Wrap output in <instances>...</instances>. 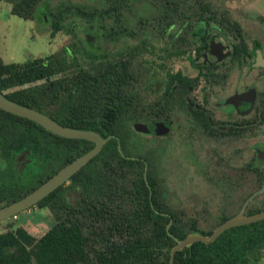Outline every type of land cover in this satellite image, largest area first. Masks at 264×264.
Wrapping results in <instances>:
<instances>
[{
	"label": "trees",
	"instance_id": "trees-1",
	"mask_svg": "<svg viewBox=\"0 0 264 264\" xmlns=\"http://www.w3.org/2000/svg\"><path fill=\"white\" fill-rule=\"evenodd\" d=\"M44 1L0 3L10 4L13 15L28 21L37 16ZM195 3L200 20L210 10V1ZM122 4L123 0H105L104 5L118 9ZM177 9L180 29H190V0H177ZM48 10L45 16L50 17L55 33L74 29L79 20L90 25L95 16L94 7L86 1L64 0ZM183 53L180 44L179 54ZM84 55L85 63L67 61L62 52L26 63L6 64L0 58V92L64 126L96 131L104 138L116 136L126 156L142 157L152 165L157 149L123 128L130 120L141 117V101L113 96L127 91L125 73L115 75L110 72L114 70L112 65H98L97 56L91 51ZM178 80L177 95L167 96L166 101L172 103L179 98L184 105L187 89L180 88L185 77L179 74ZM93 148L92 142L59 137L0 109V157L8 167L1 175L0 208L34 191ZM22 153H28L36 165L30 174L16 173L14 162ZM144 169L143 162L121 155L117 139L109 140L73 176V180L84 182L82 201L77 206L69 204V191L62 187L43 199L35 207L49 209L55 225L39 239L24 228L0 234V264H169L176 245L174 237L185 239L194 233H213L201 230L197 219L186 218L166 191H157L156 176L151 170L150 191ZM94 187L96 191H92ZM263 258L264 220L231 228L209 245L195 243L176 253L174 264H259Z\"/></svg>",
	"mask_w": 264,
	"mask_h": 264
},
{
	"label": "flooded vegetation",
	"instance_id": "flooded-vegetation-1",
	"mask_svg": "<svg viewBox=\"0 0 264 264\" xmlns=\"http://www.w3.org/2000/svg\"><path fill=\"white\" fill-rule=\"evenodd\" d=\"M85 1L94 7V20L90 25L79 20L82 27L76 24L77 29L60 30L68 35L73 32L77 41L59 53L62 52L67 61L77 59L85 63L84 54L91 51L97 56L98 65H112L114 70L110 72L115 75L125 73L127 91L113 96L141 101V117L123 127L141 140L165 141L175 129L181 131L182 126L176 127L174 115L185 118L189 141L203 143L205 147L204 162L192 164L193 190L226 191L232 196L249 191L240 210L220 217L217 227L211 231L237 216L246 203V216L263 212L264 206H260L258 200L264 197V0H251L252 5L245 7L256 20L253 26L217 11L211 0L210 10L198 20L200 12L196 11L195 0H190V29H180L177 0H171V4L168 0H123L118 9L105 8V0ZM120 42H123L120 48L105 47ZM180 44L183 54H179ZM180 57L188 61L190 75L174 69ZM179 74L185 77L180 90L185 86L187 89L184 105L179 98L172 103L166 101L167 96L177 95L179 91ZM162 123L168 128L167 134L156 133L158 124ZM136 124L146 125L150 133L138 132ZM155 148L158 155L152 165L142 157H128L124 152L123 157L145 164L144 180L150 191H153L149 183L150 170L156 176L157 191H185V188L190 191V172L173 186L167 183L164 176L167 149L162 145ZM14 164L21 168L27 166V173H32L36 167L28 153L17 155ZM7 169L0 157V180ZM62 188L69 191L67 199L75 206L82 201L81 191H86L84 182L75 181L73 177ZM92 191H96L95 187ZM225 217L228 219L222 222Z\"/></svg>",
	"mask_w": 264,
	"mask_h": 264
},
{
	"label": "rangeland",
	"instance_id": "rangeland-1",
	"mask_svg": "<svg viewBox=\"0 0 264 264\" xmlns=\"http://www.w3.org/2000/svg\"><path fill=\"white\" fill-rule=\"evenodd\" d=\"M64 0H45L39 7L37 16L32 20H24L11 13V5L5 2L0 3V58L6 64L26 63L34 59L46 58L54 53H59L63 48L76 42L73 32L70 35L65 31L53 32L51 19L45 16L49 12V7H54ZM85 3V0H74ZM215 9L224 11L231 19L241 20L247 26L255 25L253 15L246 12V5H252L251 0H211ZM77 27H82V23L77 22ZM75 27V29H77ZM82 35L80 34V37ZM83 37V36H82ZM123 42L116 45H106L110 49H117ZM188 61L179 58L174 69L181 71L185 75H190ZM150 99L153 98L150 95ZM177 113V112H176ZM176 127L182 126L181 131H173L171 137L165 141L161 140L150 143L149 147L162 145L167 149L165 156L164 170L165 179L169 185L176 184L177 181L186 177L190 172V191H166L167 196L175 200L178 210L185 214L186 218L197 219L203 231L214 230L220 217L236 214L244 197L249 191H240L235 195H229L226 191H201L193 190L192 173L193 163L204 162L205 147L201 144L189 141L188 130L185 127L186 120L183 116L174 115ZM175 127V128H176ZM6 163V161H5ZM190 163V169H189ZM7 165V163H6ZM16 165V164H15ZM19 174L25 173L27 166L17 167ZM197 182V181H195ZM1 183V180H0ZM258 203L264 206V197L260 196ZM56 223V220L49 209L34 207L22 214L18 218H12L0 224V234L9 230L24 228L35 238H41ZM259 264H264V258Z\"/></svg>",
	"mask_w": 264,
	"mask_h": 264
},
{
	"label": "water",
	"instance_id": "water-1",
	"mask_svg": "<svg viewBox=\"0 0 264 264\" xmlns=\"http://www.w3.org/2000/svg\"><path fill=\"white\" fill-rule=\"evenodd\" d=\"M0 109L10 114L16 115L18 117L28 119L36 123L37 125L41 126L46 131L54 135H57L59 137L67 138V139H75V140H85L92 142L94 144L93 149H91L89 152L85 153L81 157L77 158L73 162L63 167L55 175H53L46 182L41 184L34 191L30 192L20 200L0 208V223L8 221L14 217H17L19 214H22L34 208L43 199H45L50 194L54 193L57 189L62 187L64 184H66L75 174H77L81 169H83L87 164H89L102 151L103 147L109 140L116 138V136H109L107 138H104L96 131L83 130V129L64 126L59 122L55 121L50 116L44 114L43 112H40L30 107L22 106L16 102L9 100L1 92H0ZM135 128L138 132H142L145 134L150 133V130L144 124H136ZM156 133L167 134L168 128L163 123L158 124ZM118 142H119L120 152L122 155H124L119 139ZM147 170L148 168L146 167V172H145L146 180H147ZM255 195L256 194H254V196ZM254 196H252L250 200ZM247 204L248 203H246V205ZM246 205L237 216L233 217L232 219L220 225L209 236H204L195 233L188 235L185 239H178L174 237L176 241V245L171 252L169 264H174L176 253L183 251L184 249L195 243L202 242L209 245L214 241H216L223 233H225L231 228L243 226V225H249L264 220V211L256 215L246 216L245 215ZM171 224L172 223H170V225L168 226V230Z\"/></svg>",
	"mask_w": 264,
	"mask_h": 264
},
{
	"label": "built area",
	"instance_id": "built-area-1",
	"mask_svg": "<svg viewBox=\"0 0 264 264\" xmlns=\"http://www.w3.org/2000/svg\"><path fill=\"white\" fill-rule=\"evenodd\" d=\"M15 219H17L18 218V216L17 217H14Z\"/></svg>",
	"mask_w": 264,
	"mask_h": 264
}]
</instances>
